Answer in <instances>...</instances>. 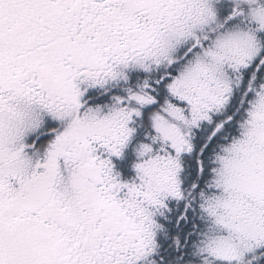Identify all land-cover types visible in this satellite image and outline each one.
Here are the masks:
<instances>
[{
    "label": "snow or ice",
    "instance_id": "6c2138e0",
    "mask_svg": "<svg viewBox=\"0 0 264 264\" xmlns=\"http://www.w3.org/2000/svg\"><path fill=\"white\" fill-rule=\"evenodd\" d=\"M0 264H264V0H0Z\"/></svg>",
    "mask_w": 264,
    "mask_h": 264
}]
</instances>
